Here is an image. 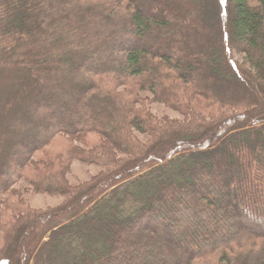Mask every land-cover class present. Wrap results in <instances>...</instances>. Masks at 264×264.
<instances>
[{
  "label": "trees",
  "instance_id": "trees-1",
  "mask_svg": "<svg viewBox=\"0 0 264 264\" xmlns=\"http://www.w3.org/2000/svg\"><path fill=\"white\" fill-rule=\"evenodd\" d=\"M0 264H264V0H0Z\"/></svg>",
  "mask_w": 264,
  "mask_h": 264
},
{
  "label": "rangeland",
  "instance_id": "rangeland-1",
  "mask_svg": "<svg viewBox=\"0 0 264 264\" xmlns=\"http://www.w3.org/2000/svg\"><path fill=\"white\" fill-rule=\"evenodd\" d=\"M150 110L158 117L167 116L170 118H181L179 113L162 104H153L150 106ZM141 139L145 140L146 138L142 136ZM54 149L55 151H59L63 148L61 144H57ZM105 170L106 169L98 165L75 161L71 166V170L67 178L69 180V184L71 183L73 185H77L91 180L94 176ZM17 191V194L13 195V197L7 200V202L10 206L17 208L18 210L29 209L30 207L38 210H47L49 208L57 207L67 200V197L62 195L34 192L25 183L20 184ZM11 215L12 212L6 211L3 218H7V216L10 217Z\"/></svg>",
  "mask_w": 264,
  "mask_h": 264
}]
</instances>
